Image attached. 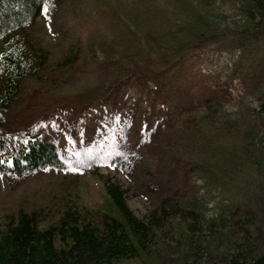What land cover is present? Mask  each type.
Masks as SVG:
<instances>
[{"label": "rangeland", "instance_id": "374dc122", "mask_svg": "<svg viewBox=\"0 0 264 264\" xmlns=\"http://www.w3.org/2000/svg\"><path fill=\"white\" fill-rule=\"evenodd\" d=\"M251 13L243 0H52L26 28L49 59L3 114L8 131L54 142L64 167L0 170V228L21 209L41 228L66 208L123 218L98 171L119 181L138 216L167 197L182 205L150 246L159 264L264 252V29L246 30ZM197 19L216 26L174 54ZM160 49L172 56L157 58ZM137 67L165 69L160 87L131 74ZM194 222L202 246L170 234Z\"/></svg>", "mask_w": 264, "mask_h": 264}, {"label": "trees", "instance_id": "16d2710c", "mask_svg": "<svg viewBox=\"0 0 264 264\" xmlns=\"http://www.w3.org/2000/svg\"><path fill=\"white\" fill-rule=\"evenodd\" d=\"M243 1L247 3L248 11L252 12L250 18L253 20L246 30L262 31L264 0ZM51 2L0 0V170L8 169L21 174L48 166L64 167L54 142L30 131H8L3 114L15 101L23 79L38 75L49 59L48 51L34 45L26 28L49 12ZM201 22L192 41L172 49L174 54L183 56L188 48L194 47L193 40L216 26L206 20ZM171 54V50H156V57L162 60H168ZM133 73L144 78L152 74L150 78L160 87L165 69L150 73L148 69L137 67ZM93 173L103 180L109 198L123 218L106 211L97 210V216H90L81 210L66 208L56 224L41 228L35 213L21 209L4 229L0 228V264H122L136 256H141L145 264H159L150 246L161 241V237L169 232L166 221L170 214L178 215L177 206L182 205L172 203L167 197L159 208L146 216H138L129 206L126 189L119 181H112L108 174ZM168 206H173V209ZM196 226L194 222L170 234L187 247L202 246L205 240L196 236ZM166 248L163 247L164 250ZM228 264H264V252L251 257L234 256Z\"/></svg>", "mask_w": 264, "mask_h": 264}, {"label": "snow or ice", "instance_id": "6c2138e0", "mask_svg": "<svg viewBox=\"0 0 264 264\" xmlns=\"http://www.w3.org/2000/svg\"><path fill=\"white\" fill-rule=\"evenodd\" d=\"M45 11H47V7H45Z\"/></svg>", "mask_w": 264, "mask_h": 264}]
</instances>
